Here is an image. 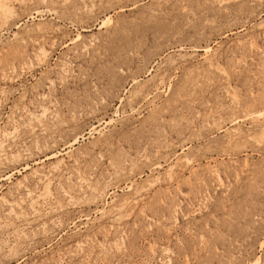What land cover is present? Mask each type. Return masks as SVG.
Returning <instances> with one entry per match:
<instances>
[{
    "label": "rangeland",
    "instance_id": "obj_1",
    "mask_svg": "<svg viewBox=\"0 0 264 264\" xmlns=\"http://www.w3.org/2000/svg\"><path fill=\"white\" fill-rule=\"evenodd\" d=\"M0 264H264V0H0Z\"/></svg>",
    "mask_w": 264,
    "mask_h": 264
},
{
    "label": "bare ground",
    "instance_id": "obj_2",
    "mask_svg": "<svg viewBox=\"0 0 264 264\" xmlns=\"http://www.w3.org/2000/svg\"><path fill=\"white\" fill-rule=\"evenodd\" d=\"M57 19V18H56Z\"/></svg>",
    "mask_w": 264,
    "mask_h": 264
}]
</instances>
